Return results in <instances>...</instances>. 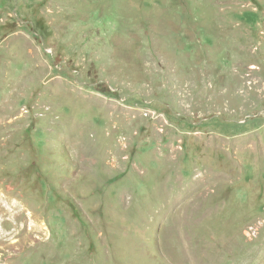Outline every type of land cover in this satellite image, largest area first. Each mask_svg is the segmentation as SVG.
<instances>
[{
	"label": "rangeland",
	"instance_id": "obj_1",
	"mask_svg": "<svg viewBox=\"0 0 264 264\" xmlns=\"http://www.w3.org/2000/svg\"><path fill=\"white\" fill-rule=\"evenodd\" d=\"M0 264H264V0H0Z\"/></svg>",
	"mask_w": 264,
	"mask_h": 264
}]
</instances>
